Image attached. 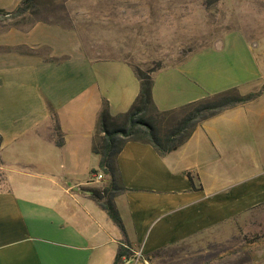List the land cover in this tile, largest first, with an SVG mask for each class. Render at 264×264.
<instances>
[{"label": "crops", "instance_id": "0c3cea01", "mask_svg": "<svg viewBox=\"0 0 264 264\" xmlns=\"http://www.w3.org/2000/svg\"><path fill=\"white\" fill-rule=\"evenodd\" d=\"M22 1L0 0V9L12 12ZM66 5L75 26L39 20L0 30V264H114L124 240L89 190L100 187V113L105 104L114 116L128 112L140 82L130 62L104 55L84 24L96 20L102 0ZM218 42L152 73L160 111L233 88L244 93L262 78L241 32ZM117 162L124 190L113 203L132 251L145 258L122 264H152L157 251L198 236L259 226L264 93L203 122L166 155L130 141Z\"/></svg>", "mask_w": 264, "mask_h": 264}, {"label": "rangeland", "instance_id": "374dc122", "mask_svg": "<svg viewBox=\"0 0 264 264\" xmlns=\"http://www.w3.org/2000/svg\"><path fill=\"white\" fill-rule=\"evenodd\" d=\"M66 3L67 0H34L33 13L28 11L13 20L0 19V30L13 24L26 29L39 20L75 26V12H70ZM93 13L99 15L96 20L87 16L84 24L95 30L99 38L95 43L102 47L104 55L122 57L145 71L178 65L192 52L217 46L222 36L239 31L249 41L263 70L262 78L240 93H264V0H102ZM101 136L99 132L98 145ZM104 180L97 184L101 189L110 187V177ZM112 195L106 200H112ZM151 262L264 264V216L259 226L244 227L227 238L198 236L170 246L153 255Z\"/></svg>", "mask_w": 264, "mask_h": 264}, {"label": "trees", "instance_id": "16d2710c", "mask_svg": "<svg viewBox=\"0 0 264 264\" xmlns=\"http://www.w3.org/2000/svg\"><path fill=\"white\" fill-rule=\"evenodd\" d=\"M33 6L34 0H23L12 12L0 9V19L2 21L13 20L24 16L28 11L33 13ZM135 72L140 82V93L131 109L126 113L114 116L110 113L108 105L105 104L98 120L96 138L100 132L102 139L100 145L95 142L94 152L101 156L99 169L100 172H104L110 177V187L89 190L92 198L107 211L109 217L124 234V240L120 242L114 264H122L124 259H131L134 255L131 244L126 240V232L119 212L113 203L114 197L124 190L117 162L118 155L124 146L130 141L146 143L152 145L161 155H166L189 140L203 122L224 111L254 101L263 94L259 92L246 96L241 94L238 89L233 88L176 110L160 111L152 96V73L154 70L145 71L137 68ZM180 114L181 116L178 118ZM164 125L167 128L163 130L162 126ZM1 144L2 136L0 135V147ZM190 179L194 184L191 175ZM110 193L114 195H112V200L108 201L106 198ZM162 250L157 251L154 255Z\"/></svg>", "mask_w": 264, "mask_h": 264}, {"label": "built area", "instance_id": "2783aa9c", "mask_svg": "<svg viewBox=\"0 0 264 264\" xmlns=\"http://www.w3.org/2000/svg\"><path fill=\"white\" fill-rule=\"evenodd\" d=\"M103 179H104V175L101 172L100 173H97L94 176V181L95 182H100ZM133 258H135L136 260H144L145 261V258L143 257V255L141 254V252H134Z\"/></svg>", "mask_w": 264, "mask_h": 264}]
</instances>
